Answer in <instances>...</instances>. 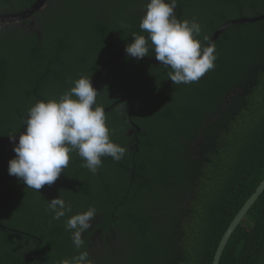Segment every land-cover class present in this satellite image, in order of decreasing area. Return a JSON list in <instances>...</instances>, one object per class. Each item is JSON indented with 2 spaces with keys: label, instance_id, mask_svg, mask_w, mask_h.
<instances>
[{
  "label": "trees",
  "instance_id": "16d2710c",
  "mask_svg": "<svg viewBox=\"0 0 264 264\" xmlns=\"http://www.w3.org/2000/svg\"><path fill=\"white\" fill-rule=\"evenodd\" d=\"M35 1L0 0V15ZM212 1L218 19L207 18L203 46L224 21L262 18L224 29L214 42L215 68L198 82L173 84L170 68L126 56L103 71L97 105L111 140L127 148L119 162L102 157L93 174L73 152L59 178L37 192L8 174L14 144L0 145V264H61L80 251L92 264L212 263L223 233L264 178V0ZM136 3L47 0L29 21L0 24V138L20 135L37 101L58 99L82 76L93 83L136 35L127 25L138 19L131 20ZM118 71L130 72V88L128 76L111 84ZM57 196L72 211L53 220L47 201ZM89 207L109 247L90 243L94 230L85 232L81 249L73 245L66 221ZM219 264H264V191Z\"/></svg>",
  "mask_w": 264,
  "mask_h": 264
},
{
  "label": "clouds",
  "instance_id": "9594fccd",
  "mask_svg": "<svg viewBox=\"0 0 264 264\" xmlns=\"http://www.w3.org/2000/svg\"><path fill=\"white\" fill-rule=\"evenodd\" d=\"M177 0H149L145 6L139 28L144 35H134L125 52L135 59L150 56L172 71L168 78L173 84L198 82L215 68L217 59L214 44L203 46L198 37L201 25L193 20H178L175 14ZM58 99L37 101L22 121L24 131L14 142L15 157L8 161V174L17 177L37 192L45 185L51 186L61 172L69 166L71 153L78 154L82 167L97 173L102 157L110 156L119 162L127 148L111 140L113 131L107 126L103 107L97 105L98 91L90 77H80ZM15 140V135L9 136ZM53 220H60L72 211L71 206L59 196L47 201ZM97 210L71 215L65 229L71 231L76 249L84 246L83 235L92 227ZM61 264H92L87 251H80L71 260Z\"/></svg>",
  "mask_w": 264,
  "mask_h": 264
},
{
  "label": "water",
  "instance_id": "95a60500",
  "mask_svg": "<svg viewBox=\"0 0 264 264\" xmlns=\"http://www.w3.org/2000/svg\"><path fill=\"white\" fill-rule=\"evenodd\" d=\"M47 0H36L31 7L24 9L23 11L19 13H12V14H4L0 15V24H14V23H22L23 21H29V19L36 13L39 12L43 9L45 3ZM260 18L257 19H236V20H231L228 22H225L223 25H221L216 32L214 33L213 37L211 38L209 44H214L216 39L219 37V35L223 32L224 29H226L229 26L233 25H238V24H247L251 23L254 21L259 20ZM208 44V45H209ZM129 56L125 51L120 52L112 57H110L104 64L101 65L100 70L94 77V81L92 83V86L97 90L98 89V84L100 81V77L105 70V68L115 61L118 58ZM130 57V56H129ZM133 58V57H132ZM135 59V58H134ZM139 61H143L146 63H151L159 66H163L161 62L159 61H154L151 59H148L147 57H143L141 59H137ZM19 135L15 136V140H10V138H0V145H11L14 144V142H18ZM264 191V178L260 182V184L256 187L255 191L249 196V198L246 200V202L243 204V206L240 208V210L237 212L233 220L230 222L229 226L223 233L221 240L219 241V244L215 250L213 260L211 264H219L220 259L222 257L223 251L231 238L233 232L235 229L240 225L244 217L246 216L247 212L251 209L253 204L256 202V200L259 198V196L262 194ZM0 228H2L0 226Z\"/></svg>",
  "mask_w": 264,
  "mask_h": 264
},
{
  "label": "flooded vegetation",
  "instance_id": "af4514ba",
  "mask_svg": "<svg viewBox=\"0 0 264 264\" xmlns=\"http://www.w3.org/2000/svg\"><path fill=\"white\" fill-rule=\"evenodd\" d=\"M133 1H135V0H133ZM148 2H149V0H137L136 5L138 6V8L133 13V15H132L133 18H131V20H134V18H138V19L135 22H127L128 27L130 29L134 30L136 32V35H141L142 34V31L139 28V24H140L142 16L144 15L145 6H146V4ZM213 3L214 2L212 0H177V6H176V9H175V14H176L177 19L178 20H188L190 22L195 20V21L199 22V24L201 25V29H202L201 34L198 37H196L198 40H200V38H202V37L204 38L205 35H206L207 29L210 28V23L211 22L207 18L210 17L211 19H214V20L218 19L217 17H215V16H217L218 12H215V16L210 14V12H211L210 9L212 8ZM243 9L246 10L248 8L244 7ZM228 15L229 14H225V16H227V18L231 19ZM126 17H128V10H126ZM260 18H262V17H260ZM225 19H226V17H224L223 20H225ZM223 23H222V25H223ZM31 25H33V23ZM35 31H37V30H35ZM214 33L212 34V37H213ZM144 36L147 37V33L144 34ZM131 39L133 40V37H131ZM132 40H128L124 44L128 45L129 43L132 42ZM126 57H129V56H126ZM130 58H132V57H130ZM147 58L156 61L155 56H154V52H150V56H147ZM125 62H128V61H125ZM148 64L155 65V64H151V63H148ZM134 73L135 72H132V74H134ZM142 73H144V72H142ZM128 74H130V72H120V71H118V73L115 76L110 77L111 84H112V81L115 80L116 78H119L120 81H121L123 78H126L128 76ZM129 78L130 77L128 76V80H127L128 87H129V82H130ZM107 87H110V86L107 85ZM132 124L135 125L133 122H132ZM128 135L131 136L132 135V131H130V134H128ZM94 222H95V220H94ZM95 227H96V223H93V221H92V227L88 230V231L94 230L93 235H92V237L90 239L91 240L90 243L92 245H94V246L99 244L100 246H102V248L103 247H109L111 245L112 240L109 241L110 238L106 237V240H104L102 242L101 241V237H99L100 230L99 229H95ZM110 234H111V232H110ZM82 235H83V238H84L85 237V233L82 234ZM116 243H117V241H115V244ZM25 257H28V256H25Z\"/></svg>",
  "mask_w": 264,
  "mask_h": 264
}]
</instances>
